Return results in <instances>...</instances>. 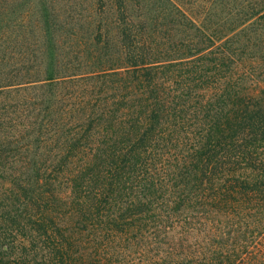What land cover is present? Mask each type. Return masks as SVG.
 <instances>
[{"label":"rangeland","instance_id":"374dc122","mask_svg":"<svg viewBox=\"0 0 264 264\" xmlns=\"http://www.w3.org/2000/svg\"><path fill=\"white\" fill-rule=\"evenodd\" d=\"M260 4L261 0H0V217L14 200L33 198L38 189L34 171L51 168L62 174L54 175L47 191L56 192L62 203L86 197L87 205L81 207L86 220L70 216L86 231L85 237H93L90 226L105 221L101 216L109 211L111 217L118 213L132 218L118 229L136 227L128 234L91 239L99 248H109L107 264H264L261 188L250 194L232 187L219 191L212 208L171 213L162 199L168 188L162 184L152 189L151 200L161 210L143 216H133L144 207L134 203L130 209L133 192L124 182L116 204L104 206L107 209L98 205L95 195L106 180L105 171L116 161L110 151L118 146L115 142L134 136L138 118L149 119V100L139 98L140 92L149 91V72L144 79L143 72L129 74L134 71L132 61L176 63L170 65L172 73H152L155 93L162 95L159 102L165 100L155 134L168 139L169 147H177L174 158L165 155L168 150L160 157L172 176L182 171L177 168L184 147L178 139L186 141L182 130H191L188 125L212 121L228 104L240 103L237 94L264 102V18H254ZM182 58L190 64L181 66ZM172 90L180 91L171 94ZM121 177L125 180L127 174ZM74 179L87 186L80 196L73 192ZM95 205L102 214L89 212ZM6 226L0 222L6 253L42 254L44 239L27 231L29 244Z\"/></svg>","mask_w":264,"mask_h":264},{"label":"trees","instance_id":"16d2710c","mask_svg":"<svg viewBox=\"0 0 264 264\" xmlns=\"http://www.w3.org/2000/svg\"><path fill=\"white\" fill-rule=\"evenodd\" d=\"M256 17L264 18V0H261L260 12L254 18ZM251 22L249 21V24ZM211 37L209 40L213 43L214 38ZM195 57L199 58L198 55ZM187 60L189 59H180V65L190 64ZM132 62H134L132 65L134 71L129 74L143 72L145 74L141 75V79H144L148 75L146 72H149V91L139 93V98L149 100L147 111L149 115L146 114L149 119L147 117L138 118L135 121V127H132L134 136L122 143L115 142L118 146L110 150L116 161L111 162L109 169L105 171L104 184L95 190L100 207L116 204L117 191L123 182L126 189L133 192L130 209L134 208L137 203L144 207L137 209L133 216H143L161 210L160 205L155 202L151 203V200L154 196L152 189L162 184L168 188L164 192L165 197L162 193V199L168 204V211L171 213L182 210L197 213V209L212 208L220 198L219 191L232 187L233 189L243 188L250 194H254L255 190L260 188V191H264V102L251 95L237 94L235 97L240 103L228 104L221 113H216L212 121L199 126L198 124L188 125L191 130H182L186 141L178 139L184 147V154L180 161L182 165L181 168H177L182 171L172 176L167 174L168 165L165 159L160 157L171 155L177 147H169L168 139L165 140L155 134L156 128L160 125L157 120L163 111L160 103H164L165 100L159 102L160 99L162 100V95L160 97L155 93V89L157 92V81L152 73L162 69H168L167 73H172L171 67L173 66L170 65L176 63L153 59ZM180 90H172L170 93L176 94ZM164 106L166 108V104ZM178 107H183V105L179 104ZM194 127L197 128V132L192 130ZM184 128H187V125ZM167 132L172 133V130L169 129ZM165 150L168 151L165 152ZM171 156L175 157V155ZM137 157L139 160L136 159ZM2 167L4 166L0 163V168ZM126 169L129 170L128 173ZM122 172L127 174L125 180L121 177ZM56 174L62 173L52 172L51 168L34 171L32 179L38 189L37 192H32L33 198L24 195L26 197L24 200H14L15 205L7 206L0 217V222L6 224L10 232L16 233L23 240H28L29 244L31 240L27 239L28 234L25 235L27 231H30L36 239H44L42 254L6 253L4 247L7 245L3 247L0 241V264H107L110 255L109 248L104 247V244L99 248L91 239L102 238L106 234H111L112 237L119 234L126 235L131 229H136L133 226H126L129 227L128 230H118L123 224L122 221L132 218H121L118 213H114L111 217L112 213L109 211L101 216L105 221L100 220L99 224L90 226L94 230L93 237H85L83 234L86 231L80 230L70 216L74 213L81 218V222L86 220L85 211L81 207L82 204L87 205L86 197L82 195V189L87 186L78 183V178L71 180L75 182L74 194L82 195V197H77L78 202L72 204L62 203L58 200L56 192L46 189L47 184L55 180L54 175ZM159 174L160 178H155ZM78 181H81L80 178ZM174 181H177L175 185H173ZM134 193H139V196L133 197ZM140 196L142 201H140ZM156 204L157 206L154 207ZM147 205H150L151 209ZM100 207L95 205V208L92 207L89 212L94 211V215L102 214ZM9 208L13 209L9 210ZM103 224L107 229L102 227Z\"/></svg>","mask_w":264,"mask_h":264}]
</instances>
